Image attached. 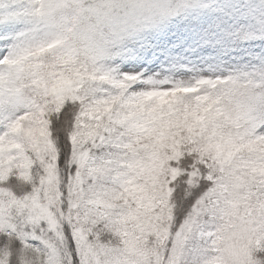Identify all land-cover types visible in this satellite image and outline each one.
Returning a JSON list of instances; mask_svg holds the SVG:
<instances>
[{
  "label": "snow or ice",
  "instance_id": "6c2138e0",
  "mask_svg": "<svg viewBox=\"0 0 264 264\" xmlns=\"http://www.w3.org/2000/svg\"><path fill=\"white\" fill-rule=\"evenodd\" d=\"M0 264H264V0H0Z\"/></svg>",
  "mask_w": 264,
  "mask_h": 264
},
{
  "label": "rangeland",
  "instance_id": "374dc122",
  "mask_svg": "<svg viewBox=\"0 0 264 264\" xmlns=\"http://www.w3.org/2000/svg\"><path fill=\"white\" fill-rule=\"evenodd\" d=\"M186 55V53H185ZM184 57H162L158 66L154 70L155 76L157 79H167L172 80L174 78H181V79H187L188 74L180 75V73L183 71V69L186 67V65L182 63H173L172 60L177 59H183ZM146 72V70H145ZM148 75H152V73H147Z\"/></svg>",
  "mask_w": 264,
  "mask_h": 264
}]
</instances>
